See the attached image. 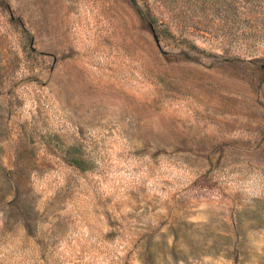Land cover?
<instances>
[{
    "label": "rangeland",
    "instance_id": "rangeland-1",
    "mask_svg": "<svg viewBox=\"0 0 264 264\" xmlns=\"http://www.w3.org/2000/svg\"><path fill=\"white\" fill-rule=\"evenodd\" d=\"M0 264H264V0H0Z\"/></svg>",
    "mask_w": 264,
    "mask_h": 264
}]
</instances>
